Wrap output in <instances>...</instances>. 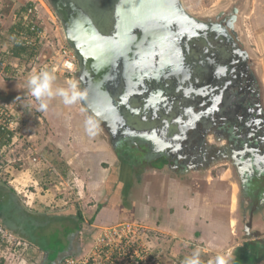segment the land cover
<instances>
[{"label": "crops", "instance_id": "0c3cea01", "mask_svg": "<svg viewBox=\"0 0 264 264\" xmlns=\"http://www.w3.org/2000/svg\"><path fill=\"white\" fill-rule=\"evenodd\" d=\"M234 1L239 10L236 30L264 99V0ZM42 5L38 14L45 15ZM18 13L11 11L9 20ZM10 25L7 31L12 29ZM6 44L1 38L0 45ZM55 76L54 87L73 82L63 75ZM32 98L37 132L23 136L41 160L35 164L26 161L25 169L14 176L10 183L17 193L14 210L20 208L24 217H14L10 201L0 211V229L39 250L30 238H35L40 228L62 230L59 223H45V218L67 217L79 211L92 229L123 222L141 225L166 253V264L183 262L196 248L202 250L200 260L205 264L226 252L234 257L231 264H264V186L238 177L231 167L222 169L225 165L188 171L161 165L141 169L112 150L102 129L78 101L65 105L62 98L55 97L41 111ZM20 119L23 132L26 120ZM46 171L60 182L43 189L40 174ZM59 172H65L66 178ZM62 182L73 199L65 200L59 193Z\"/></svg>", "mask_w": 264, "mask_h": 264}, {"label": "water", "instance_id": "95a60500", "mask_svg": "<svg viewBox=\"0 0 264 264\" xmlns=\"http://www.w3.org/2000/svg\"><path fill=\"white\" fill-rule=\"evenodd\" d=\"M44 1L77 61L79 104L112 150L138 144L173 165L199 156L198 126L226 94L232 60L249 59L235 3L201 21L181 0Z\"/></svg>", "mask_w": 264, "mask_h": 264}, {"label": "built area", "instance_id": "2783aa9c", "mask_svg": "<svg viewBox=\"0 0 264 264\" xmlns=\"http://www.w3.org/2000/svg\"><path fill=\"white\" fill-rule=\"evenodd\" d=\"M22 2V9L10 23L12 29L7 31V44L0 45V80L28 81L30 75L46 69L74 81L77 61L66 45L53 47L47 58L39 60V51L48 48L49 38L38 14L42 0ZM3 20L0 14V37L5 32ZM23 152H30L26 156L33 164L41 160L29 139L22 134V122L14 103L0 99V183L10 184L13 173L22 171L19 169L26 164ZM78 240L81 244L79 252L65 257L60 264H166V253L151 233L135 222L100 228L92 239L80 234ZM38 252L33 245L0 229V264H35Z\"/></svg>", "mask_w": 264, "mask_h": 264}, {"label": "flooded vegetation", "instance_id": "af4514ba", "mask_svg": "<svg viewBox=\"0 0 264 264\" xmlns=\"http://www.w3.org/2000/svg\"><path fill=\"white\" fill-rule=\"evenodd\" d=\"M232 62L227 71L226 94L220 103H214L212 107L214 113L208 118L210 122L198 126L199 131L206 129V132L201 133L195 140V145L200 144L199 156L186 159L187 163L182 159L177 165L166 160H164L166 164H163L162 157L137 144L134 148L142 154L136 159L139 167L152 164L166 166L168 169L179 167L184 170L187 168L203 170L210 166L228 165L238 177H244L248 181L254 179L256 184L264 186L263 93L254 76L252 62L240 56ZM204 69L205 67L201 74ZM209 69L208 73H211L213 67L210 66ZM204 109H206L205 104L201 106V110ZM126 150H128L126 146H122L117 152ZM188 153L191 154L190 151Z\"/></svg>", "mask_w": 264, "mask_h": 264}, {"label": "rangeland", "instance_id": "374dc122", "mask_svg": "<svg viewBox=\"0 0 264 264\" xmlns=\"http://www.w3.org/2000/svg\"><path fill=\"white\" fill-rule=\"evenodd\" d=\"M233 1L234 0H181V3L185 11L189 13L190 15L194 16L195 18L201 21H207V19L210 18L214 21L215 15L219 13L220 11L225 10L226 12H228L231 10L232 4L235 2ZM19 4H20V0H1L0 2L1 11L5 13L4 20L2 21V24L4 26L3 29L5 32L2 37H3V40L6 42L9 39V36H8L9 33L7 32V26L10 25L11 23V19L9 20V14L11 13V11L17 9L19 7ZM42 4H43L42 7L44 9L43 11H45V15H40V12H39V17L41 19V23L44 25V27H46L48 34H49V38L46 44L50 51L53 49V47H57L58 45L62 46L66 44H65L63 32H62L59 21L57 20V18L51 11L50 7L44 0H42ZM73 82H75V80ZM1 85H3L4 87L0 89V96L2 95L1 96L2 99L11 101L12 103H14L15 108L22 119L26 120L27 116H29L28 117L29 120L25 121L26 126H24L23 128L22 134L26 135V134L32 133L33 131L37 132V126L34 123L33 115H32L33 114L32 112L34 110L33 104H32L33 98L29 94L28 81L15 80L12 82H4L0 80V87ZM25 85H26V89H23ZM5 88L8 89L7 93L5 91ZM103 135L108 139L106 132L103 131ZM28 154L30 155V152H26V153L23 152V157H24V160L26 161L28 160L27 159L28 156H26ZM137 158H139V156H137L136 159ZM39 162L40 161H38L37 163ZM23 168L25 169V167ZM23 168L19 170H23ZM221 168L228 169L230 168V166L225 165V166H222ZM221 168L218 167L217 169L219 170ZM19 172L21 171H18V173ZM13 174L15 176L17 172L15 171ZM64 185L65 184L63 183L59 187V190H58L59 193L63 196L65 200L73 199L72 195L68 192V187H64ZM8 186H10V184ZM56 233L58 232L51 233L50 231V234L48 236L49 246L47 245L48 247L47 249H50L53 252H54V248H56V242H59L58 237H56L57 235ZM60 244L61 243H59L58 246H61ZM53 252L49 253V257H48L49 261H53L54 259ZM36 258H37V263L39 264L42 261V254L40 251L38 252V256H36Z\"/></svg>", "mask_w": 264, "mask_h": 264}, {"label": "trees", "instance_id": "16d2710c", "mask_svg": "<svg viewBox=\"0 0 264 264\" xmlns=\"http://www.w3.org/2000/svg\"><path fill=\"white\" fill-rule=\"evenodd\" d=\"M22 5H23V3L20 2L19 7L15 10H17V11L21 10ZM0 14L2 17H5V14L3 13V11H1V7H0ZM0 38H2V37H0ZM31 53H32V51H31ZM50 53L51 52L49 51L48 48H44L43 50L41 49V51H39V54H40L39 60L40 61L44 60V58H47L48 55H50ZM16 54H18V53H16ZM1 96H0V99H2ZM126 148L128 150L119 151L121 153L120 155H122L126 161L138 163L136 160V157L137 156L140 157L142 154H140L138 149L134 148V146H128ZM135 151H136V153H135ZM135 155H137V156H135ZM145 166H140V167H141V169H144V167L151 169V168L157 167L158 165L156 166V165H152V164H146ZM135 167H137V166H135ZM59 174L61 175L62 179L66 178L65 172H61V173L59 172ZM41 176L43 177V181H41L40 185L42 186L43 189L53 187L60 182L59 179L56 178L54 174H51L50 171L43 172ZM8 185L9 184L7 182H1L0 183V211H3L6 207V205H9L8 202L11 201L10 207L13 210V213L15 214L14 217L21 220L24 217V214H22V213L20 214V211L22 212V210L18 207L15 208V210H14V206H16V203H17L14 196L17 193L11 187V185L10 186H8ZM14 202H16L15 205H14ZM101 206L102 205H99V208ZM45 219H46L45 223H48V224H54V223L58 224L59 223L62 227V230L61 231H51V233L58 232V233H56L57 234L56 237H58L59 242H56V248H54V252L50 249H47L48 248L47 245L49 246L48 236L50 234V231H43V228H40L41 229L40 231L37 230L38 231L37 236L35 238H30L32 243L39 248V250L42 254V261L39 264H59L65 258L64 256H68L70 254L76 255L79 252L80 246H81V244L78 240L79 235L83 234L86 236L87 239H92L97 235V233L99 231L98 229H92L91 227L86 225L84 222V219L82 218V215L79 211H76L73 213V215H70L67 217L66 216H61L60 218H48L47 217ZM19 220H17V221H19ZM90 223H92V220L90 221ZM39 224L41 225L42 222H39ZM32 226H34V225H32ZM2 228L5 230L8 229V231H10V229H11L10 227L9 228L2 227ZM32 231H35V230L32 229ZM55 241H54V243H55ZM59 243H61L60 244L61 246H58ZM52 252L54 254V259H53V261H49V259H48L49 253H52ZM73 255H71V256H73ZM50 262H52V263H50ZM2 264H4V263H2ZM35 264H38V263L36 262Z\"/></svg>", "mask_w": 264, "mask_h": 264}, {"label": "clouds", "instance_id": "9594fccd", "mask_svg": "<svg viewBox=\"0 0 264 264\" xmlns=\"http://www.w3.org/2000/svg\"><path fill=\"white\" fill-rule=\"evenodd\" d=\"M56 76L52 71L41 70L30 75L28 86L30 95L39 103V110H46L48 102L55 98H62L65 105H72L81 98V91L77 83L69 82L67 87H54ZM201 249L196 248L192 255L186 257L183 264H202L200 260ZM234 257L231 253L218 254L214 259L209 260L208 264H231Z\"/></svg>", "mask_w": 264, "mask_h": 264}, {"label": "bare ground", "instance_id": "6f19581e", "mask_svg": "<svg viewBox=\"0 0 264 264\" xmlns=\"http://www.w3.org/2000/svg\"><path fill=\"white\" fill-rule=\"evenodd\" d=\"M230 77H231V76H230ZM239 106H240V105H239ZM240 107H241V106H240ZM243 107H244V106H243ZM231 116H232V115H231ZM248 125H250V124H248ZM248 125H247V126H248ZM242 136H243V135H242Z\"/></svg>", "mask_w": 264, "mask_h": 264}]
</instances>
